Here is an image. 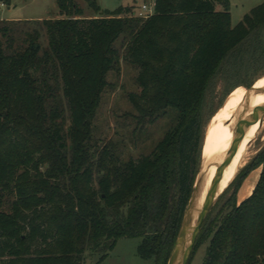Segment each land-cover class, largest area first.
<instances>
[{
    "label": "trees",
    "instance_id": "trees-1",
    "mask_svg": "<svg viewBox=\"0 0 264 264\" xmlns=\"http://www.w3.org/2000/svg\"><path fill=\"white\" fill-rule=\"evenodd\" d=\"M83 1L93 18L75 0H57L63 19L0 21V264L100 263L121 239L140 240V260L167 264L199 171L214 80L227 96L264 75V2L232 27L229 0H153L147 19ZM120 51L138 70L139 92L127 96L134 132L165 123L148 154L127 159L119 144L93 142ZM252 168L258 181L237 204ZM202 245V264H264V147L210 209L188 264Z\"/></svg>",
    "mask_w": 264,
    "mask_h": 264
},
{
    "label": "rangeland",
    "instance_id": "rangeland-1",
    "mask_svg": "<svg viewBox=\"0 0 264 264\" xmlns=\"http://www.w3.org/2000/svg\"><path fill=\"white\" fill-rule=\"evenodd\" d=\"M75 2L82 9L83 18L91 19L95 16V13L83 0H75ZM263 2L264 0H229L228 12L231 16V26H236L250 10ZM96 3L101 11H114L119 7H125L132 8L133 15H135L142 5H152L153 0H96ZM216 10L223 11L220 6H217ZM63 18L57 7V0H10V6L0 5V21H42ZM115 46L119 49L120 42L118 41ZM137 73V68L125 60L124 53L120 51L117 67L106 75L107 85L102 92L92 123L94 130L93 142L98 146L109 142L119 144V151L123 159L129 157L136 158L140 155L148 154L161 138L165 125L164 121H160L154 125H147L136 129L134 132L135 123L133 117L135 114L128 102L127 96L130 93L139 92L136 84ZM263 77L264 75L257 77L253 81L252 86ZM242 81L249 83L247 78ZM244 89L248 88L244 86L237 87L226 96L227 92L224 84L219 78L214 80L204 105V115L205 119H207L204 147L211 127L222 108L236 93ZM236 113L231 114L228 119L225 132L221 138L222 140L225 139L231 128H233L232 123L236 120ZM210 116H212V119L209 118ZM247 139L251 142L248 152L249 159L247 158L245 165L240 170H233V180L239 175L242 176L245 168L252 164L256 154L264 147V116L260 127L258 121H256L249 129ZM259 174L260 168H252L248 172L236 193L235 199L237 204H240L251 195L258 181ZM230 183L223 188L222 192L225 191ZM233 190L234 188L229 189L224 199L229 198ZM217 199L213 202L212 207L217 203ZM139 242V239H121L100 263H98V256H96L86 259L83 264H152L138 258L137 248ZM205 249L206 245L196 248L190 264H202ZM86 261H89V263H86Z\"/></svg>",
    "mask_w": 264,
    "mask_h": 264
},
{
    "label": "bare ground",
    "instance_id": "bare-ground-1",
    "mask_svg": "<svg viewBox=\"0 0 264 264\" xmlns=\"http://www.w3.org/2000/svg\"><path fill=\"white\" fill-rule=\"evenodd\" d=\"M263 102L264 77L259 79L253 88L236 93L220 111L211 127L202 153L203 161L209 163L211 168L209 177L202 188V196L206 194L208 189L213 193V198L218 196L223 188L233 180V170H240L245 165L251 142L247 137L244 138L237 146L236 155L233 159H230L229 149L232 143V131L237 122L248 117ZM234 112H237L238 117L236 116V120L232 123L233 128L222 140L228 119ZM198 207L199 205L195 203L190 209L189 216H191V219L196 214Z\"/></svg>",
    "mask_w": 264,
    "mask_h": 264
},
{
    "label": "water",
    "instance_id": "water-1",
    "mask_svg": "<svg viewBox=\"0 0 264 264\" xmlns=\"http://www.w3.org/2000/svg\"><path fill=\"white\" fill-rule=\"evenodd\" d=\"M254 86V85H253ZM250 87V88H253ZM249 88V89H250ZM264 116V102L256 107L248 117L240 120L234 125L232 131V143L229 149V158L233 159L237 153L238 144L247 137L249 129L253 124L258 121L259 127L262 123V118ZM212 119V118H211ZM205 141V137H204ZM204 141L201 149V160L199 171L196 175L193 191L187 205V209L183 218L181 229L179 231L174 249L171 253L169 261L167 264H188L191 257L193 247L195 245L196 239L198 237L200 228L203 221L205 220L207 214L209 213L213 202L223 193L213 198V193L208 191L204 196H202V188L209 177L210 174V164L203 161L202 153L204 148ZM197 203L199 205L194 217L189 216L190 209L193 205ZM89 263V261H86Z\"/></svg>",
    "mask_w": 264,
    "mask_h": 264
},
{
    "label": "built area",
    "instance_id": "built-area-1",
    "mask_svg": "<svg viewBox=\"0 0 264 264\" xmlns=\"http://www.w3.org/2000/svg\"><path fill=\"white\" fill-rule=\"evenodd\" d=\"M153 14V4L152 5H142L134 15L139 19H147Z\"/></svg>",
    "mask_w": 264,
    "mask_h": 264
}]
</instances>
